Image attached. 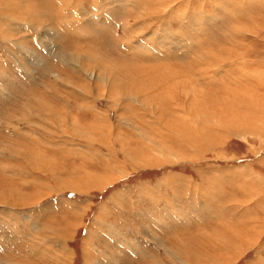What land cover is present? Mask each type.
Returning <instances> with one entry per match:
<instances>
[{
    "label": "rangeland",
    "instance_id": "374dc122",
    "mask_svg": "<svg viewBox=\"0 0 264 264\" xmlns=\"http://www.w3.org/2000/svg\"><path fill=\"white\" fill-rule=\"evenodd\" d=\"M10 2L23 9L0 15V188L10 200L0 201V264H264V0H45L43 15L34 0L35 23L27 0ZM87 56L116 69L145 108L125 114L103 83L85 92ZM167 119L186 135L211 132L213 145L200 139L210 149L198 151ZM88 173L103 180L89 184Z\"/></svg>",
    "mask_w": 264,
    "mask_h": 264
},
{
    "label": "bare ground",
    "instance_id": "6f19581e",
    "mask_svg": "<svg viewBox=\"0 0 264 264\" xmlns=\"http://www.w3.org/2000/svg\"><path fill=\"white\" fill-rule=\"evenodd\" d=\"M11 0H0V15L1 16H9V14L10 13H12V15L13 16H18L19 18L21 17V14H20V10H22L23 8H20V7H13V6H15L13 3H11L10 2ZM13 1V0H12ZM8 2L10 3V5H12V7L8 4ZM40 2H41V5L43 6L42 8V15H43V13L44 12H46V11H48V5L45 3V0H40ZM15 3V2H14ZM22 4V3H21ZM153 4H155V3H153ZM18 5V4H17ZM27 8V13H28V15H25L27 18H34L33 19V22H32V20H31V23H35L37 20H38V18L40 17V16H42V15H40L39 14V8H40V5H38V2H34V0H27V5H26V7H24V11H25V9ZM163 9V8H162ZM216 10V9H215ZM153 11V10H152ZM22 12V11H21ZM222 12H224V11H222ZM24 13V12H23ZM31 13V14H30ZM58 13V12H57ZM60 14V13H59ZM230 15V14H229ZM18 17H17V19H18ZM26 18V19H27ZM48 18H50V16H48ZM22 20V19H21ZM61 21V20H60ZM243 21V20H242ZM249 24V23H248ZM247 24V25H248ZM242 25V24H241ZM9 27V26H8ZM258 27L259 26H257L256 25V27H254V28H249V30L251 31V32H254V31H256L257 29H258ZM248 28V27H247ZM1 29H3V28H1ZM40 29V28H39ZM9 30V29H8ZM17 30V29H16ZM1 32H3L2 30H0ZM134 31H135V29H134ZM236 37V36H235ZM235 39V38H234ZM233 39V41H235ZM121 44V43H120ZM26 48V47H25ZM26 50V49H25ZM204 51V50H203ZM50 52V51H49ZM80 55V54H79ZM198 56V55H197ZM238 58V56L236 55V53H234L233 52V50L231 51V53L229 54V55H226V56H224V57H222L221 58V60H223V62H224V64H225V62H228L229 60V62H231V61H235V59H237ZM82 58V57H81ZM91 58V59H90ZM88 57L87 56V67L85 68V69H83V68H81L82 70H81V72H83L84 74H82V76H81V78L83 79V81L81 82L82 83V88H83V90L85 91V92H87V93H91V92H88V90H90V87L92 86V84L93 85H95L96 86V84H105V86H107V90H108V92H109V95H114V97L116 96V97H118V98H121V101L123 102V108H124V111H125V114H130V107H131V103H134V104H138V105H140V106H142V107H144V106H146V103H144V101L142 100V101H140L139 100V98L137 97L138 95H134V94H136V93H134L133 95H131V91H129L128 89H127V85H126V83L123 81V77H114V74H113V70L111 71V69L107 66V64H104L105 62H102L101 61V59H99V58H96V57H94V58H92V57ZM102 58V57H101ZM104 59V58H103ZM121 59V58H120ZM81 60V59H80ZM195 60V59H194ZM77 62V61H76ZM222 62V61H221ZM81 63H82V61H81ZM83 64H84V62H83ZM86 64V63H85ZM110 64V63H109ZM25 67V66H24ZM85 67V66H84ZM118 69H120V68H118ZM124 69V68H123ZM132 69V68H131ZM93 70H95V72H93ZM127 70V69H126ZM73 71V70H72ZM114 71H116V69L114 70ZM122 71V70H121ZM120 72V71H119ZM130 72V71H129ZM121 74H123V73H121ZM136 74V73H135ZM83 75H86L87 76V78H85ZM124 75V74H123ZM130 75V74H129ZM138 75H140V74H138ZM78 76H79V74H78ZM131 76H132V74H131ZM160 76L162 77V79L164 78V79H166L167 77H169V76H176V73L174 72L173 74H172V72H165V73H162V74H160ZM159 76V77H160ZM185 76L187 77V74H185ZM128 77V76H127ZM135 77V76H134ZM144 77H146V76H144ZM150 77V75L148 76V78ZM160 77V78H161ZM147 78V79H148ZM130 79V78H129ZM136 79H138V78H136ZM141 79H143V78H141ZM147 79H145L146 81H147ZM158 79V78H157ZM171 79V78H170ZM188 79V78H187ZM205 79V78H204ZM127 80V79H126ZM153 80H155V79H153ZM153 80H151V81H153ZM159 80V79H158ZM167 80H169L168 78H167ZM133 81V80H132ZM135 81V80H134ZM150 81V80H149ZM148 81V82H149ZM247 81V80H246ZM128 82H129V80H128ZM159 82V81H158ZM168 81H160L159 83H157L155 86H154V88H156L157 89V92H158V94H159V91H162V90H168V92H169V89L171 88L169 85H168V83H167ZM204 82V81H203ZM208 82V81H207ZM210 82V81H209ZM215 82H217L216 80H215ZM214 82V83H215ZM41 83V82H40ZM130 83H131V81H130ZM142 83V82H141ZM145 83V82H144ZM152 83H156V82H152ZM151 83V84H152ZM173 83V82H172ZM197 82L195 81L194 83H193V87H197V84H196ZM247 83V82H246ZM132 84H134V83H132ZM146 84V83H145ZM210 84V83H209ZM91 85V86H90ZM140 85V84H139ZM195 85V86H194ZM94 86V87H95ZM138 85L136 84V87H137ZM144 86V85H143ZM151 86V85H150ZM80 87H81V85H80ZM88 87V88H87ZM133 87V86H132ZM131 87V88H132ZM135 87V86H134ZM151 87H153V86H151ZM144 88V87H143ZM78 89V88H77ZM87 89V90H86ZM103 89V88H102ZM133 89V88H132ZM137 89H139V88H137ZM153 89V88H152ZM195 89V88H194ZM82 90V91H83ZM198 90H199V88H198ZM205 91V90H204ZM26 92V91H25ZM93 92V91H92ZM106 92V91H105ZM138 92H140V91H138ZM145 92V91H144ZM199 92V91H198ZM205 92H208V91H205ZM102 93V92H101ZM101 93H99V94H101ZM104 93V92H103ZM146 93H148V91L146 92ZM171 93H173L172 91H171ZM154 94V93H153ZM200 95H201V93H199ZM211 94V93H210ZM219 94V93H218ZM224 94L231 100V99H235V98H237V97H239V93H236V96L230 91V90H228V88L227 89H225V92H224ZM105 95V94H104ZM155 95V94H154ZM153 95V96H154ZM209 95V94H208ZM215 95V94H214ZM243 95V94H242ZM260 95V94H259ZM101 97V96H100ZM107 97V96H106ZM203 97V96H202ZM205 97H207V95L205 96ZM217 97V96H216ZM220 97V96H219ZM92 98H94V97H92ZM101 98H103V97H101ZM153 98V97H152ZM151 98V99H152ZM160 98V97H159ZM162 98V97H161ZM211 98H213V97H211ZM243 98V100H245L246 98L245 97H242ZM245 98V99H244ZM254 98V97H253ZM117 99V98H116ZM150 99V100H151ZM155 99V98H154ZM108 100V99H107ZM145 100V99H144ZM159 100V99H158ZM198 100V99H197ZM118 101V100H117ZM116 101V102H117ZM146 101H148V100H146ZM160 101H162V99H160ZM195 99L193 100V103H192V105H196L195 104ZM213 101V100H212ZM218 101V100H217ZM226 101V100H225ZM248 101V100H247ZM45 102V101H44ZM92 102V101H91ZM119 102V101H118ZM157 102V101H156ZM159 102V101H158ZM157 102V103H158ZM243 102V101H242ZM249 102V101H248ZM155 103V102H154ZM210 103H211V101H210ZM118 104V103H117ZM228 104H229V102H228ZM227 104V105H228ZM234 104V103H233ZM254 103H252V105H253ZM219 105V104H218ZM31 106V105H30ZM223 106V105H222ZM234 107V106H233ZM120 109H121V106L119 107ZM145 108V107H144ZM170 109H169V111H168V113L169 114H171V115H174L175 116V118L174 119H178V118H181L182 120H185V117L182 115V114H180V113H178V112H176V108H171V107H169ZM195 108V107H194ZM211 108H213V107H211ZM147 109V108H146ZM161 109V108H160ZM163 109V108H162ZM200 109H202V108H200ZM214 109V113L216 114V116H219L220 115V111H224V113H225V119L227 120V121H232V122H235V121H237V120H240V119H243L244 120V118L245 119H248V115L247 114H243V116H238V117H236L237 115H236V113H238L237 112V109L236 110H230V109H228V110H226V112H225V109L223 108L222 110L220 109L219 110V108L218 107H214L213 108ZM50 110V109H49ZM164 110H165V108H164ZM208 110V109H207ZM51 111V110H50ZM56 111V110H55ZM202 111V110H201ZM205 111V110H204ZM124 113V112H123ZM183 113V112H182ZM188 113H192V114H194L195 115V117L196 118H198V119H202L204 122H206V123H208V122H211L214 118H212L213 117V115H212V117H210V116H203V115H206V114H209V113H205V112H203V113H201V112H199L198 110H194L193 108H189L188 109ZM211 113V112H210ZM227 113V114H226ZM232 113V114H231ZM162 115V114H161ZM253 115V114H252ZM76 116H77V114H76ZM56 117V116H55ZM84 117V116H83ZM215 117V116H214ZM254 117V116H253ZM221 118V117H220ZM251 118V117H250ZM82 119V118H81ZM210 119H212V120H210ZM254 119V118H253ZM79 120V119H78ZM78 120H76L77 122H79ZM76 121H74V122H76ZM166 121V127H167V129H169L170 131H176V133L178 132L177 131V129L174 127V125H173V123H172V121H171V119H167V120H165ZM259 121V120H258ZM83 122H85V121H83ZM225 122V121H224ZM261 122H263V121H261ZM229 124V123H228ZM241 124V123H240ZM257 124L259 125L260 123H258L257 122ZM256 123H255V121H253V120H247L246 121V124H245V126H243V127H245L247 130H250V132L252 131L253 132V130L254 131H259V130H261L260 129V126H258ZM85 125V126H84ZM84 125H82V126H79V127H81L82 128V131H83V133H84V136L85 135H90V132H91V130H89L88 129V127H86V125L87 124H84ZM212 125V124H211ZM242 125H243V122H242ZM78 126V125H77ZM66 127V126H65ZM165 127V128H166ZM212 128V127H211ZM221 128V127H220ZM243 129V128H242ZM245 129V130H246ZM81 130V129H80ZM235 130V129H234ZM78 131V130H77ZM172 131V132H173ZM226 131H228V129L226 130ZM230 131V130H229ZM78 132H80V131H78ZM77 132V133H78ZM163 132V131H162ZM169 132V131H168ZM171 132V135L173 134ZM247 132V131H246ZM82 133V132H81ZM179 133V135L180 136H182L183 137V139L185 140V139H187V140H185V142H187V141H189V142H192L193 144H194V146H195V148L199 151V150H201V149H203V150H209L210 148L209 147H211V144L212 143H214V139L212 138L213 137V135H212V133L211 132H209V131H207L206 133H203V134H201V133H199V135L197 136V135H195V134H193L192 136H190V135H186V134H184V133H180V132H178ZM258 132H256V134H257ZM79 134V133H78ZM163 134H165V130H164V133ZM215 134V133H214ZM230 134H231V132H230ZM227 134H225V136H226ZM218 136V135H217ZM224 136V137H225ZM82 137V136H81ZM86 137V136H85ZM89 138H91V137H89ZM215 138V137H214ZM221 138V137H220ZM207 140L206 142H208V144H210L209 145V147H205V145H204V143L201 141V140ZM224 139V138H223ZM167 140V139H166ZM180 141H182L181 139H179ZM123 144L128 148V151L129 152H133L134 150H137V148H138V143L135 141V140H133L130 136H125L124 138H123ZM155 141V140H154ZM154 141L152 140V144H151V150H150V154L151 153H153L152 152V150H157V149H159V148H154ZM163 141H165L164 139H163ZM222 141V140H221ZM213 145V144H212ZM155 147H156V145H155ZM163 148V147H162ZM161 150V149H160ZM156 155H158V154H156ZM152 156V155H151ZM25 157V156H24ZM144 159L145 160H147V157H144ZM50 160H47V164L46 165H44V166H41V167H36V168H38V170L39 171H44V172H46L50 167H51V163L49 162ZM56 162V161H55ZM145 165L148 167L149 165H148V162L147 161H145ZM54 172V171H53ZM52 173V172H51ZM103 179L100 177H97L95 174H93V173H88V176H87V182L89 183V184H98V183H100L101 181H102ZM101 188V187H100ZM202 188V187H201ZM209 189V188H208ZM4 189H1L0 188V201H2V200H5V199H7V200H9V198H8V196L6 195V192L5 191H3ZM210 192V191H209ZM17 194V193H16ZM208 194H210V193H208ZM214 194V193H213ZM205 195V194H204ZM212 195V194H211ZM210 195V196H211ZM12 196V195H11ZM203 196V195H202ZM209 196V197H210ZM12 198H13V196H12ZM20 198V199H19ZM23 198H25V197H19V195H14V199L15 200H22ZM212 200V199H211ZM10 201V200H9ZM14 201V200H13ZM38 202H40V200H37V199H32L29 203H27V204H21V206L20 207H24V206H32V205H34V204H36V203H38ZM215 202V201H214ZM14 203V202H13ZM16 203V202H15ZM20 204H19V201H18V205H16L17 207L19 206ZM7 206V205H6ZM14 206V205H13ZM205 208V207H204ZM210 214H211V212H210ZM219 217V216H218ZM223 225V224H222ZM217 231V230H216ZM250 232H252V231H250ZM66 234V232L65 231H63V236ZM225 237V236H224ZM223 238V237H222ZM230 243V242H229ZM1 244V243H0ZM175 247V246H174ZM189 247V246H188ZM176 249V248H175ZM85 251V250H84ZM176 252V251H175ZM182 252V251H181ZM189 253V252H188ZM85 254H86V256H85V260L88 258V257H90L89 256V253L88 252H85ZM182 254V253H181ZM187 255V254H186ZM174 256V255H173ZM213 257H215V256H213ZM220 259V258H219ZM187 261V260H186Z\"/></svg>",
    "mask_w": 264,
    "mask_h": 264
}]
</instances>
